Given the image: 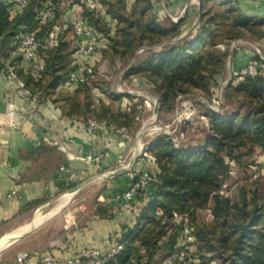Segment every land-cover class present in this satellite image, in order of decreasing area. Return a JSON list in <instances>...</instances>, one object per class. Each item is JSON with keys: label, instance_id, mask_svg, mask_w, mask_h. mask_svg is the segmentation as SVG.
<instances>
[{"label": "trees", "instance_id": "16d2710c", "mask_svg": "<svg viewBox=\"0 0 264 264\" xmlns=\"http://www.w3.org/2000/svg\"><path fill=\"white\" fill-rule=\"evenodd\" d=\"M12 1L0 0V65L14 68L30 99L50 100L61 104L63 115L67 117L82 118L85 123L89 120L106 122L135 134L138 104L129 107V114L114 115L104 103L99 107L93 104L92 87L87 83L78 86L72 96L57 93L67 84L73 70L75 47L67 41L68 32L60 36L56 48L42 52L45 70L40 80L35 81L19 68L21 57L12 56L16 38L21 33H36L44 40L52 24L39 26L34 2L11 18ZM99 1L117 25L112 33L94 14H84L89 25L106 39L105 48L97 55L102 59L111 55L114 61L124 62L130 68L125 80L137 79L142 88L153 89L158 96L161 115L173 112L178 99L191 92L216 97L220 86L218 79L225 73L229 57L235 54L230 50L231 45L245 37L255 42L264 41V21L246 19L233 0H202L196 36L191 39L194 32L190 30V34L176 43L173 41L182 35L186 20L168 26L162 24L154 13L157 0H137L130 14L127 0ZM211 3H218L224 10L214 13L212 6H208ZM163 44L167 45L160 48ZM255 60L259 62L258 74L237 82V86H233L236 81H232L226 89L228 99L236 102L233 115L224 117L212 113L203 142L188 140L178 145L171 136L161 134L150 143L149 153L158 167V179L147 189L153 201L145 202L141 192L136 195L134 200L145 203L140 224L134 229L128 228L120 241L124 249L110 264H132L131 259L138 263L162 264L173 256L182 230L181 225L172 223L174 213L189 215L196 252L211 254L209 260L212 262L264 264V192L260 193L257 188L243 190L235 200L222 194L231 178L230 163L244 166L243 158L251 157L255 148L264 152V62L258 57ZM99 86L96 84L93 88L107 92ZM122 98L112 96L113 101ZM208 206L213 220L194 225V217L201 220V213ZM157 207L167 219L164 225L154 216ZM106 213L105 208H98L101 218H106ZM141 222H145L142 227ZM169 229L173 234L167 237Z\"/></svg>", "mask_w": 264, "mask_h": 264}, {"label": "crops", "instance_id": "0c3cea01", "mask_svg": "<svg viewBox=\"0 0 264 264\" xmlns=\"http://www.w3.org/2000/svg\"><path fill=\"white\" fill-rule=\"evenodd\" d=\"M168 1L170 9L176 14L187 13L185 0ZM233 1L246 19L264 21V0ZM168 12L165 7L161 9V13L167 15ZM261 43L262 41L241 42L239 50L229 59V74L257 57L262 61L263 53L257 54ZM262 51L264 52V48ZM100 60L96 55L89 63L92 66L98 64L97 68L105 67L108 62L102 60L100 63ZM7 67L8 65L4 67L0 65V237H6L29 223L34 213L49 204L50 198L71 189L65 185L60 176L61 166H66L78 175L77 185H85L79 192L87 189L91 183L102 182L103 186H106L102 191L101 205L108 211L110 218L101 220L96 217L72 231L59 232L42 245H38L40 240L39 235H36V240L39 241L34 249L6 250L0 255V264H16L17 256L22 253H31L32 258L27 262L28 264H39L45 255L56 260H73L82 248L109 252L122 240L128 228L134 229L140 224L145 203L134 200L133 203L127 204L117 200L116 195L131 188L133 180L127 172L129 169L158 172L156 163L141 154L142 147L152 143L155 138L147 142L143 139L140 142L136 139L129 142L115 133L94 132L82 118L63 115L61 104H55L50 100L37 102L30 99L21 80H13L6 73ZM125 72L119 77L111 74L102 79L107 92L99 91L101 103L109 106L114 115L129 114L127 104L137 103V99L130 101L125 95L131 86L129 81L125 80L127 74ZM133 84L142 87L137 79H133ZM77 89L78 87L64 85L57 90V93L72 96ZM120 92L124 94L120 95ZM114 95L123 98L120 101H113ZM140 108L138 106L137 110ZM33 109L39 114L36 121L29 118V112ZM135 121H139L138 116ZM13 124L16 127H12ZM44 137L54 145L37 146V141ZM88 155L99 158V162L88 164L86 162ZM121 156L126 159L124 165L119 164ZM12 192H16L17 196H11ZM40 227L31 233L37 232ZM46 232L45 229L44 235ZM29 235L23 239L28 238ZM163 262L162 264H165L167 261Z\"/></svg>", "mask_w": 264, "mask_h": 264}, {"label": "built area", "instance_id": "2783aa9c", "mask_svg": "<svg viewBox=\"0 0 264 264\" xmlns=\"http://www.w3.org/2000/svg\"><path fill=\"white\" fill-rule=\"evenodd\" d=\"M33 2L36 5V22L39 26L52 24V30L44 40L39 38L36 33H21L16 38L13 43L12 56L18 55L21 57L19 68L25 74L30 75L35 81L40 80L45 70V64L41 57L42 52L47 49L56 48L59 44L60 36L64 33L70 32L73 35L75 43V54L73 58V70L68 76L66 85L77 88L81 84L87 83L90 86V81L105 78L106 74H104L102 67L95 69L89 61L105 48L106 39L103 34L91 27L87 19L84 17L85 13H92L104 23L110 25V16L100 1L83 0L82 2H79L78 0H13L11 5V18H15L17 15L21 14L22 11ZM240 44V41L233 43L231 52L233 53L238 51ZM263 48L264 41H262L261 45L257 49V54L261 55ZM5 71L13 80L19 81V77L13 67L8 66ZM258 72L259 62L252 59L240 69L232 71L230 73L229 82H244L247 77L256 76ZM119 94L123 95L124 93L120 92ZM91 95L93 104L95 106H99L102 102L99 90L92 87ZM221 100L222 96L219 93L216 97L212 98L211 104H207V101H203V103L207 104L210 110L217 114L222 104ZM178 102H181V106L176 111L173 123L182 126L192 124L197 111L194 102L186 99V96L180 97ZM130 106L131 104L128 103L127 108ZM156 108H158L157 101L154 102V109ZM29 118L34 121L38 120V112L34 109L31 110L29 112ZM87 126L94 132L108 131L110 133H115L129 142H132L135 139L138 140V136L140 134L138 133L133 137L126 129L109 126L106 122H97L95 120H89L87 122ZM12 127H16V125L13 124ZM207 129H209L208 124ZM180 138L184 140V134H181ZM43 144L54 145L47 137L37 141V146H41ZM149 147L150 143L143 146L141 154L144 158L155 162V159L149 153ZM86 162L88 164L93 162L98 163L99 158L88 155ZM125 162V157L121 156L119 158V164L124 165ZM59 172L67 187H71L79 183L78 175L66 166H61ZM127 172L130 174L133 184L127 191L117 194L116 199L130 204L134 201L136 195L141 192L142 198L145 202L153 201V198L148 195L147 189L157 181L158 173L133 171L130 169ZM11 196L15 197L17 196V193L12 192ZM154 216L161 220L163 225L167 222V219L163 218L162 210L158 207L154 209ZM212 220V212L210 206H208L201 213V221L203 224H208ZM172 223H174V225H181L182 230L175 247L176 252L168 264H198L199 259L196 255V239L193 234V226L189 215L181 216L178 213H174ZM144 224L145 222H141L140 226L142 227ZM171 234H173V230L169 229L166 236L170 237ZM123 249L124 245L119 241L107 253H103L97 249L82 248L79 255L73 260H56L49 255H45L41 258L39 264H110L115 257L121 255ZM31 258V253L19 254L16 258V264H28L27 262ZM131 263L145 264V261L138 263L135 259H131Z\"/></svg>", "mask_w": 264, "mask_h": 264}, {"label": "rangeland", "instance_id": "374dc122", "mask_svg": "<svg viewBox=\"0 0 264 264\" xmlns=\"http://www.w3.org/2000/svg\"><path fill=\"white\" fill-rule=\"evenodd\" d=\"M112 3H115V0H110ZM127 11L130 14L132 11L133 6L135 5L137 0H127ZM217 1H225V0H217ZM170 2L168 0H157L155 2V10L154 13L157 15L159 20L164 25H169L171 23H178L181 20H186V23L184 27L182 28L183 33L186 32L188 29L191 28V32H194L192 34L191 39H193L196 36V32L199 29V21L200 16L199 15V0H185V5H187V13L185 12L182 15L176 14L175 11H172L170 9ZM209 7L212 6L213 12H219L223 11L224 8L218 6L217 4H210ZM165 7L167 11H169V14L161 13V9ZM107 8H109L107 6ZM188 15V18L186 17ZM199 15V19H198ZM114 17H110V19ZM178 20V21H177ZM177 21V22H176ZM116 25L117 22L111 19V24L108 25L107 23L103 22L104 28H109L112 30V33L116 31ZM103 28V29H104ZM106 28V29H107ZM182 33V34H183ZM190 34V33H189ZM114 34H112L111 37H113ZM67 41L71 44V47H75V43L73 40L72 33L67 34ZM246 42L251 41L255 42L251 38L245 37L243 40H240V42ZM233 45V44H232ZM231 45V47H232ZM221 50H225L223 46H219ZM231 50V48H230ZM262 55L264 56V52L262 51ZM106 56L105 59H102L101 55L98 57L102 60H106L108 63L105 67H102L104 74L106 75H114L116 77H119V75L123 72H125L127 69L126 64L120 60L114 61L112 57ZM231 59V57H229ZM229 59L227 61V66L225 73L220 78V86L218 89V92L222 96V104L219 108V112L216 114L212 112L207 105L208 103L211 104L212 98L210 95L204 93V92H191V94L186 96V99L191 100L194 102L196 107V116L193 119V123L188 126H182V125H176L173 123L174 117L176 114V111L180 108L181 102H177L176 109L169 113L161 115L159 111V115L155 119V110L154 109V102L158 100V96L151 88H142V87H136L133 84V79H129L130 90L127 93H131L132 97L134 99H137V103L141 108L138 110V117L139 121H136L137 123V133H142L146 131V134L143 136V140L145 142L149 141L151 138H156L157 136L164 134L166 136H171L178 145H182L184 141L190 140L191 142H203L207 135V124L209 125V117L213 114L215 115H222L224 117H231L235 111V105L236 102L232 99H228L226 94L227 87L231 84L229 82L230 79V68H229ZM264 62V59L262 60ZM98 66V64H97ZM97 66H94L95 69H98ZM127 70V71H128ZM127 71L125 73H127ZM103 78H99L97 80H93L92 84H90L91 87H94L96 84L105 87V82H102ZM96 83V84H95ZM132 83V84H131ZM237 82L233 84V86H237ZM99 86V87H100ZM97 88V86H96ZM92 89V88H91ZM184 101V100H183ZM182 101V102H183ZM203 101H207V104H204ZM101 105V104H100ZM99 105V106H100ZM96 106V107H99ZM151 120V122H150ZM134 132V131H133ZM169 133V134H167ZM133 136H136V134L132 133ZM184 134L185 139L182 140L180 138V135ZM177 139L179 141H177ZM138 141V140H137ZM143 141V142H144ZM246 150H243V153H245ZM244 166H238L237 164H231V178L230 180L225 184L222 194L232 198L233 200L237 199L241 192L243 190L249 191L254 190L255 188L259 189L260 193L264 192V152L260 148H255L253 150V155L251 157H245L242 160ZM104 184L102 182L97 183H91V186H89L87 189H85L82 192L76 193V195L72 196L67 202V204L62 207V211L55 216L52 219H49L47 222H45L40 229L36 232L31 233L28 238H25L23 240H20L18 243L13 245L12 247L8 248L7 251H21L25 249H34L37 242L39 241L38 245H42L43 242H46L48 238H51L53 236L58 235L61 231L66 230H74L78 228L79 226L85 225L86 223L90 222L96 217H99L101 220H108L110 218L109 213H106V218H101L98 214V208L104 209L103 205H101V195L102 191L106 186H103ZM80 185H77L78 187ZM67 189L65 191H62L54 197L50 198L48 203L50 204L47 208L43 210L44 213H47L50 210V207L55 204L60 198H62L64 195L71 193L76 188ZM47 203V204H48ZM36 213H34L29 221L33 220ZM194 225L196 223H200V218L194 217ZM26 225V224H25ZM22 227V226H21ZM53 227V229L51 228ZM20 229V228H18ZM37 229V228H36ZM46 229V233L44 235V230ZM35 230V229H34ZM32 230V231H34ZM30 231V232H32ZM15 232V231H14ZM13 232V233H14ZM38 233V234H37ZM43 233V234H42ZM11 235V234H10ZM10 235L6 237H0V245H2L4 242H6ZM36 235H39L38 239L36 240ZM14 253V252H13ZM198 253L199 263L198 264H217V262H212L209 260L212 255L207 253ZM173 256L169 257V259H166V263L168 264L169 261H171ZM202 257H204L202 259ZM173 261V260H172ZM164 263V262H162Z\"/></svg>", "mask_w": 264, "mask_h": 264}, {"label": "bare ground", "instance_id": "6f19581e", "mask_svg": "<svg viewBox=\"0 0 264 264\" xmlns=\"http://www.w3.org/2000/svg\"><path fill=\"white\" fill-rule=\"evenodd\" d=\"M75 194L76 192H71L64 195L57 202H55L52 207H50V210L47 213H44L43 209L37 211L31 222L27 223L26 225H23L22 227H20V229H17L14 233L10 235L9 239L6 242L0 245V250L13 244L23 234L40 227L49 219H52L57 216L62 211V207H64L68 203L67 201Z\"/></svg>", "mask_w": 264, "mask_h": 264}, {"label": "water", "instance_id": "95a60500", "mask_svg": "<svg viewBox=\"0 0 264 264\" xmlns=\"http://www.w3.org/2000/svg\"><path fill=\"white\" fill-rule=\"evenodd\" d=\"M202 4H203L202 0H199V5H200L199 13H202ZM187 8H188V7H187ZM190 30H191V29H189V30H187L186 32H184L179 38L175 39L173 42L176 43V42L180 41L181 39H183V38H184V37L190 32ZM166 45H167V44H163L160 48H162V47H164V46H166ZM129 69H130V68H129ZM125 95H127V96H131L132 94H131V93H126ZM156 101H157V104H158V108H156V110H155V119H156L157 116L159 115V111H160L159 101H158V100H156ZM145 134H146V131H144V132H142V133L139 134V136H138V142L142 140V138H143V136H144ZM84 186H85V185H80V186L76 187V188L74 189V191H72V192H76V193H78L82 188H84ZM49 205H50V204H48V205L42 207L41 209L44 210V209L47 208ZM30 233H31V232H28V233L23 234V235L20 236V237H19V238L13 243V244H11V245H9V246H7V247L1 249V250H0V255H1L4 251H6L8 248H10V247H12L13 245H15L16 243H18L21 239H23L24 237H26L27 235H29Z\"/></svg>", "mask_w": 264, "mask_h": 264}]
</instances>
